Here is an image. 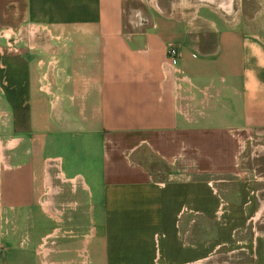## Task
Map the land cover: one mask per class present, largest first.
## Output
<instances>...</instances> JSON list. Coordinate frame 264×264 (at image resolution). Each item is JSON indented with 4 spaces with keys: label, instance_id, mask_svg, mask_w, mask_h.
<instances>
[{
    "label": "crops",
    "instance_id": "0c3cea01",
    "mask_svg": "<svg viewBox=\"0 0 264 264\" xmlns=\"http://www.w3.org/2000/svg\"><path fill=\"white\" fill-rule=\"evenodd\" d=\"M237 256L264 264V0H0V264Z\"/></svg>",
    "mask_w": 264,
    "mask_h": 264
},
{
    "label": "rangeland",
    "instance_id": "374dc122",
    "mask_svg": "<svg viewBox=\"0 0 264 264\" xmlns=\"http://www.w3.org/2000/svg\"><path fill=\"white\" fill-rule=\"evenodd\" d=\"M189 1H192V0H189ZM190 35H192L193 37H197V33L196 32H193V33H190ZM208 41H210L211 39H210V37H208V39H207ZM171 47H173V46H171ZM170 48V47H169ZM151 158V159H150ZM149 159H150V162H151V165L152 166H154V167H160V163H159V161H157L156 159H154L153 157H149ZM258 163V161L256 162H254V164H257ZM160 168H162V167H160ZM250 227V226H249ZM251 227H254L253 225L251 226ZM241 232L243 233L244 232V228L241 230ZM252 234H253V232H252ZM240 257L239 256H237V257H234L233 259H229L228 257H219V259L217 260V259H215L219 264H234V263H238L239 262V259ZM239 259V260H238ZM215 261V262H216ZM214 262V260L213 261H210V262H208L207 264H214L215 263Z\"/></svg>",
    "mask_w": 264,
    "mask_h": 264
},
{
    "label": "built area",
    "instance_id": "2783aa9c",
    "mask_svg": "<svg viewBox=\"0 0 264 264\" xmlns=\"http://www.w3.org/2000/svg\"><path fill=\"white\" fill-rule=\"evenodd\" d=\"M166 58L171 66H174L178 60V52L175 48L170 47L166 51Z\"/></svg>",
    "mask_w": 264,
    "mask_h": 264
}]
</instances>
